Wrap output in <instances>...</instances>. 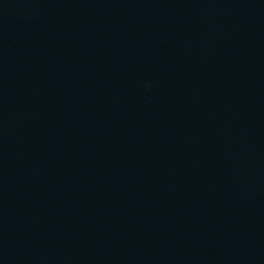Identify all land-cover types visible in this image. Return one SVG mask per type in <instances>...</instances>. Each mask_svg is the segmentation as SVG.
<instances>
[{
  "label": "water",
  "instance_id": "95a60500",
  "mask_svg": "<svg viewBox=\"0 0 264 264\" xmlns=\"http://www.w3.org/2000/svg\"><path fill=\"white\" fill-rule=\"evenodd\" d=\"M0 264H264V0H0Z\"/></svg>",
  "mask_w": 264,
  "mask_h": 264
}]
</instances>
